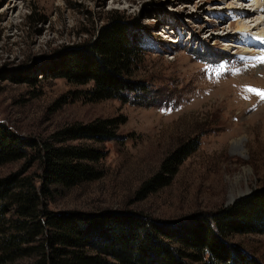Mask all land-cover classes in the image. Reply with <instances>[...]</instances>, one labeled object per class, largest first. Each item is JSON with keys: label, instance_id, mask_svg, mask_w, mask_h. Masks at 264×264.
I'll use <instances>...</instances> for the list:
<instances>
[{"label": "rangeland", "instance_id": "obj_1", "mask_svg": "<svg viewBox=\"0 0 264 264\" xmlns=\"http://www.w3.org/2000/svg\"><path fill=\"white\" fill-rule=\"evenodd\" d=\"M254 3L0 0V122L25 137L45 139L67 124L118 120L120 139L104 145L103 177L58 195L52 210L129 206L176 220L264 193V101L245 91L264 90V64L258 62L261 46L242 41L236 14L250 12ZM115 15L135 22L145 35L135 71L148 87L143 98L90 102L84 93L93 84L42 78V60L91 38ZM240 20L252 31L264 12ZM208 52L217 57L196 55ZM32 71L36 81H14ZM194 140L196 151L176 166L166 185L138 199L164 159ZM21 164L0 167V177ZM231 242L264 264V234L234 235Z\"/></svg>", "mask_w": 264, "mask_h": 264}, {"label": "trees", "instance_id": "obj_2", "mask_svg": "<svg viewBox=\"0 0 264 264\" xmlns=\"http://www.w3.org/2000/svg\"><path fill=\"white\" fill-rule=\"evenodd\" d=\"M144 36L138 24L115 15L91 38L42 60L40 75L93 84L84 93L90 102H138L148 92L135 76L145 53ZM35 75L32 71L14 81L31 83ZM117 129L118 120L76 122L33 139L0 122V167L22 163L0 177V264H259L231 238L264 234V193L176 220L129 206L52 210L58 195L103 177L104 145L120 139ZM197 144L185 143L166 157L160 172L140 187L138 199L165 186Z\"/></svg>", "mask_w": 264, "mask_h": 264}, {"label": "bare ground", "instance_id": "obj_3", "mask_svg": "<svg viewBox=\"0 0 264 264\" xmlns=\"http://www.w3.org/2000/svg\"><path fill=\"white\" fill-rule=\"evenodd\" d=\"M255 3L252 5V10L249 12L245 11H237L236 14L238 15V26H237V31L240 33H245L244 35H241V39L244 42V44H247V46L251 45L252 47L258 46V44L261 46L260 54L259 57H264V21L260 22L256 27L250 31L251 27L246 26L241 23L240 18H246V19H253L254 14L256 12H264V0H253ZM253 13V16L250 15ZM247 14V15H245ZM243 30H248L247 32H243ZM254 32V33H253ZM251 38V39H249ZM255 50H253L254 52ZM252 52V50H251ZM257 52V51H256ZM243 54H248L250 51L248 50H243Z\"/></svg>", "mask_w": 264, "mask_h": 264}, {"label": "snow or ice", "instance_id": "obj_4", "mask_svg": "<svg viewBox=\"0 0 264 264\" xmlns=\"http://www.w3.org/2000/svg\"><path fill=\"white\" fill-rule=\"evenodd\" d=\"M258 62L264 64V57H259L258 58ZM245 91H249V92H252V93L258 95L260 97V99L262 101H264V90L254 89V88H251V87H246Z\"/></svg>", "mask_w": 264, "mask_h": 264}, {"label": "water", "instance_id": "obj_5", "mask_svg": "<svg viewBox=\"0 0 264 264\" xmlns=\"http://www.w3.org/2000/svg\"><path fill=\"white\" fill-rule=\"evenodd\" d=\"M231 201H233V199Z\"/></svg>", "mask_w": 264, "mask_h": 264}]
</instances>
